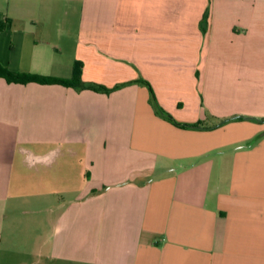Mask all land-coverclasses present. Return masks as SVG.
<instances>
[{
  "label": "crops",
  "instance_id": "crops-1",
  "mask_svg": "<svg viewBox=\"0 0 264 264\" xmlns=\"http://www.w3.org/2000/svg\"><path fill=\"white\" fill-rule=\"evenodd\" d=\"M0 64L114 89L0 77V264H264V0H0Z\"/></svg>",
  "mask_w": 264,
  "mask_h": 264
},
{
  "label": "trees",
  "instance_id": "trees-1",
  "mask_svg": "<svg viewBox=\"0 0 264 264\" xmlns=\"http://www.w3.org/2000/svg\"><path fill=\"white\" fill-rule=\"evenodd\" d=\"M207 17V15H206ZM0 77L4 78L10 83H20V84H28V83H39V84H60L66 87H73L79 91L81 90H93L99 93L109 94L114 89H109L103 85L96 83H86L81 79V71L78 69L75 73V77L73 80H66L54 77H45L30 73H16L10 71L8 68L4 67L0 64ZM138 82H144V80H139ZM119 87H116L117 89ZM156 104V103H155ZM156 109L162 115L170 117L166 114L157 104ZM201 123H198L194 126H200Z\"/></svg>",
  "mask_w": 264,
  "mask_h": 264
}]
</instances>
